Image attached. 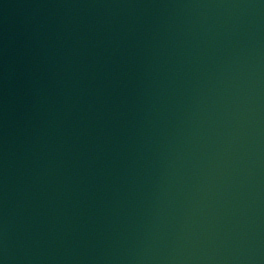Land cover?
Segmentation results:
<instances>
[{
	"label": "water",
	"instance_id": "obj_1",
	"mask_svg": "<svg viewBox=\"0 0 264 264\" xmlns=\"http://www.w3.org/2000/svg\"><path fill=\"white\" fill-rule=\"evenodd\" d=\"M0 264H264V0H0Z\"/></svg>",
	"mask_w": 264,
	"mask_h": 264
}]
</instances>
